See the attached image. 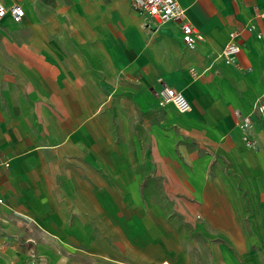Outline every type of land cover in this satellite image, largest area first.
I'll list each match as a JSON object with an SVG mask.
<instances>
[{"label":"crops","instance_id":"1","mask_svg":"<svg viewBox=\"0 0 264 264\" xmlns=\"http://www.w3.org/2000/svg\"><path fill=\"white\" fill-rule=\"evenodd\" d=\"M176 1L0 0V264H264V0Z\"/></svg>","mask_w":264,"mask_h":264},{"label":"built area","instance_id":"2","mask_svg":"<svg viewBox=\"0 0 264 264\" xmlns=\"http://www.w3.org/2000/svg\"><path fill=\"white\" fill-rule=\"evenodd\" d=\"M133 11L145 14L154 23L155 27H161L166 23H178L182 41L188 47H193L202 40L196 28L185 16L176 0H128ZM24 12L20 6H5L0 2V20L9 17L14 23H20ZM240 52V47L235 43H228L218 55V59L230 61ZM162 104H171L179 113L188 112L190 105L183 95L173 88H163L160 93ZM258 111L263 108L257 107ZM244 123L249 124V118H244Z\"/></svg>","mask_w":264,"mask_h":264}]
</instances>
